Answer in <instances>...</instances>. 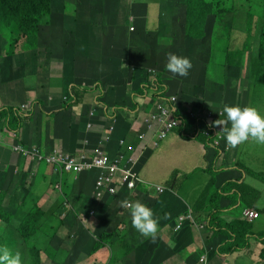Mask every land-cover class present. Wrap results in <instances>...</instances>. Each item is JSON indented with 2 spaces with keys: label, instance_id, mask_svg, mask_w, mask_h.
I'll use <instances>...</instances> for the list:
<instances>
[{
  "label": "crops",
  "instance_id": "obj_1",
  "mask_svg": "<svg viewBox=\"0 0 264 264\" xmlns=\"http://www.w3.org/2000/svg\"><path fill=\"white\" fill-rule=\"evenodd\" d=\"M124 2L126 6L136 4L135 9L139 12L144 8L140 0H120L111 9H119ZM176 3V0H169V4L175 6ZM198 5L204 8L205 2L198 0ZM89 18L91 17L80 19L79 22L63 19L59 24H51L50 28L58 29L51 33L55 39L63 35V39L60 40L62 49L50 51L42 57L41 46V54L37 60L40 63L39 67L33 68L30 65L21 67L16 64L9 67L8 59H3V64L0 65V93L3 92L5 98L0 94L3 98V101L0 99V110L23 104L34 105L39 101L46 111H55L61 109L65 102H69L74 89L82 98L76 115H80L84 105L87 113L96 108L98 118L95 120V126L89 131L85 143L66 148H60L61 145L58 143L53 148L51 146L50 136H54L56 116H59V113L51 117L55 120L50 123L49 128H45L43 113L35 118H28L25 128L21 127L16 133L0 131V194L18 190L24 183L21 177L24 178V174H28L29 171H35L32 180L25 184L27 190L33 191L27 194L26 199H40L41 205L47 207L58 196L52 194L49 189L52 180L49 165L41 163L37 169L31 159L12 152L11 145L18 139L26 144L40 147L47 138L42 148L43 155L50 156L53 151H57L65 158L79 152L83 157L77 162L91 160L96 149L105 151L111 157L120 149L132 160L135 171L140 172L143 181L163 185L167 189L163 193L151 190L149 192L157 195L150 197L147 194L138 199L149 204L154 214L160 217L157 238L154 241L144 238L132 227L131 216L120 211L123 199L110 200L111 204L106 212L119 210L117 214H111V217L106 218L95 214L89 220L92 229L101 231L105 227L109 238L106 247L99 251L102 255H97L90 264H98L100 260L105 262L107 259L109 261L107 264H118L121 263V259L127 257V255L118 257L112 245L108 243L110 240L114 241L113 245L136 247L135 264H191L195 260L193 255L197 252V259L199 255H207L208 264H264L263 249L255 237H249L248 243L245 244L248 245L247 249L229 256L215 253L214 248L228 238V235L241 236L243 232L249 231L252 235L258 233L264 235V208L255 206L258 199L264 198V190H258L253 186L257 182L264 185V145L249 140L231 147L223 136L220 143L214 146L211 140L205 139L203 128L197 133H190L185 128L183 131L173 130L161 147L153 149L155 147L152 146L151 140L157 126L146 129L142 126V119L147 113L156 111L157 102L152 96L154 93H149L150 97L147 98L123 99L119 105L111 104L108 112L96 104L100 91L104 94L103 100L111 103L110 96L117 89L125 86L132 94L138 88L139 78L146 79L147 70L136 64L135 58L131 55L129 58L125 57L115 49L108 55L100 53L106 48L109 39L123 45L129 36V28L136 26L137 36L142 39L141 42L162 43V47L156 45V51L159 52L158 62L162 64L167 62L168 53L186 56L193 54L195 45H192V39L197 34L189 28L191 16L182 24L183 28L180 29L182 37L178 38H172L177 33V30L172 28L176 22L166 25L160 19L150 17L149 14L141 23L139 21L110 23L106 20ZM129 19H132L131 16ZM144 31L148 36L143 34ZM68 37L71 38L69 41H67ZM69 42L80 43L82 50L72 49ZM92 50L99 52L95 55ZM14 54L25 62H29L33 56L32 52H22L21 48L16 49ZM209 56L211 62L213 56L211 54ZM214 58L215 63H209L210 65L206 67V70L208 66L210 67V74L207 72L205 77H202V70H197L195 73L198 76L188 79L173 78L170 82L157 78L160 89L165 91L163 94L165 99L182 96L178 106L181 107L183 116L191 117V107L198 106L203 111L202 121L205 114L211 120H223L225 119L222 113L224 104L245 105L239 99L236 82L227 77L231 67H221L218 55H214ZM46 61L48 66L42 71ZM95 63L98 64L97 67ZM38 69H40V77L32 79L31 75ZM18 70H24L26 73L17 76L14 72ZM25 75L27 78L23 81ZM236 75L237 71H234L232 78L234 79ZM20 82L24 83V88L18 87ZM9 83L11 84L7 87ZM15 87L23 92L18 100L11 99L8 93ZM198 95L207 102L196 100ZM152 98L154 101L150 104ZM107 113L113 114V120L107 119ZM191 120L189 118L188 123H191ZM224 126L230 127V123ZM104 127L112 128V133L107 137L102 130ZM86 130L87 128L82 129V133ZM140 135H144L145 139ZM69 178L73 180V177ZM82 178L83 174L77 176L79 181ZM11 179L15 182H10ZM34 184L39 187L36 188ZM42 185L46 186L47 190L45 194L40 192L41 196H39ZM90 188H94L92 183ZM124 199L131 200L129 193L125 194ZM245 209L257 211L260 214L259 219L252 223L243 221ZM15 214H9L11 219L7 225L0 224L1 230L5 228L9 232L20 230L21 223H17L13 218L21 217L22 214L19 212ZM185 216H188L186 220L180 222V218ZM71 224L73 220L67 219L58 222L55 226L64 232ZM177 224L179 229H176ZM238 239L245 240L244 237ZM16 240H18L17 245H26L21 237ZM108 245H111L113 253ZM198 263L203 264L201 260Z\"/></svg>",
  "mask_w": 264,
  "mask_h": 264
},
{
  "label": "rangeland",
  "instance_id": "obj_2",
  "mask_svg": "<svg viewBox=\"0 0 264 264\" xmlns=\"http://www.w3.org/2000/svg\"><path fill=\"white\" fill-rule=\"evenodd\" d=\"M88 0H75L73 3H70L68 6L70 9L77 6L78 9H83L85 3ZM120 0H112L113 6L111 8H114L116 3H118ZM176 5L169 4V0H140V2L143 4V9L137 11L135 9V5H129L125 4V2L121 5V7L118 9V22L125 23V21L128 22H136L139 21L141 23L144 21L149 14L150 17H156L162 21V23L168 24L167 22V13H172L176 19L175 25L172 26V28L177 30V33L172 38H178L182 37L179 30L183 28V25L185 21L188 19L186 18L185 14L188 10L191 14V24L189 25V28L193 29L196 35V43L194 46L193 54L187 55L191 61H192V68L189 70V75L186 77H181L178 75H174L170 71H168L165 67L166 63L160 64L158 62V55L159 52L156 51V45L157 47H162V43L156 42L154 44L153 42H141L142 39L137 36V27L136 31L133 33H129V36L125 39L124 44L122 45L120 42H116L114 40L109 39L107 42L106 48H103L100 53L102 55H108L113 49L116 50L117 53H122L121 55L128 57L131 55L135 58V63L138 64L140 67L153 71L155 76L160 80H172L173 78H183L188 79L192 76L197 77L198 74L195 73L197 70H202L203 74L202 77L205 74V69L207 65L215 63L216 59L214 58V55H218L220 65L228 66L229 64H232V62L229 61V57L226 56L225 53L229 54L231 57V60L233 62H238V59L240 57H244V59L241 61L243 65L247 61V57L251 56L252 53L257 54L258 48L260 47L259 41H256V44L250 45V48L246 50V45L244 44L246 42V37L250 36L251 39H253L252 34L250 33V28H255V23L250 24V18L251 16L249 13H251L250 9H248V5L243 6L239 10H229L228 12V18L225 21V24L227 27H222V23L220 20H215L214 23L213 19L214 17L211 15L209 9L204 7L203 11L198 5V0H176ZM210 1V0H209ZM212 1V0H211ZM215 1V9L213 10L214 14H218L222 7L226 8L225 3L220 6L218 3V0ZM225 1V0H224ZM256 3L264 2V0H253ZM61 2L62 0H52V7L56 8L55 14L61 15L60 9H61ZM102 4L92 3L90 4V7L94 10L97 9L96 12V19L98 20L99 17L103 16V8L101 7ZM221 7V9H220ZM106 8V7H105ZM109 8V9H111ZM252 10V9H251ZM128 11V12H127ZM129 16H131L132 19H129ZM257 18L264 20V14H257V16L254 18V21L257 20ZM92 19V18H89ZM53 24V22H50ZM219 23V27L221 30L212 35L215 36L213 39H211V28L212 24ZM50 24V25H51ZM50 25H45L42 28V35L41 39L40 36L38 38H34L32 43L35 47V49L31 51L26 52H32L33 56L30 59L32 65L34 67H39L40 63L37 62L38 55L36 53L37 51V42L40 40L39 48L42 46V57L43 55L49 54L50 51H59L62 49V46L60 44V40L63 39V35L57 39H55L52 36V32L58 30L54 28H50ZM127 26V25H123ZM223 30V31H222ZM143 34L148 36V34L144 31ZM207 35L206 43L202 44L201 40L204 39ZM209 35V36H208ZM212 41L213 44H212ZM25 39H22L21 43H24ZM21 43H18L16 45L21 46ZM161 45V46H160ZM2 46V45H1ZM69 46L73 48H77V50H82V46L80 43L75 42H69ZM18 47V46H17ZM187 49H185L186 51ZM97 55L99 50H92ZM213 56L212 61L210 62V56ZM186 56V55H185ZM209 64V65H210ZM97 63H95V67H97ZM48 66V61L45 62L44 68L42 67V71L46 70V67ZM213 67V65H211ZM39 70L34 71V73L31 75L32 79H37L40 77ZM245 69L242 70V74L244 73ZM17 76L18 75H24L26 72L24 70H18L17 72H14ZM147 72H145V77L147 81H150V78L147 76ZM27 78V75H25L24 80ZM45 82V81H44ZM171 82V81H170ZM9 83L7 87L10 85ZM5 87V90L6 88ZM18 87L24 88V83L20 82L18 84ZM241 87L237 85V91H239ZM9 97L13 100H18L20 98L21 93H23L20 89H17L16 87L12 89V91H9ZM2 97H4L3 92L0 93ZM0 97V99L3 101V98ZM131 97V92H128L125 86L120 87L117 89L114 93L110 96V102L113 105H119L120 102L123 99L129 100ZM5 98V97H4ZM241 101H243L242 98H239ZM101 102L104 103L103 99H100ZM264 107V104H263ZM191 124L189 128L187 127L188 131L190 133H197L201 130L200 127V119L203 116V111L198 108V106L191 107ZM59 116H56L57 123H56V129H54V136H50L51 146L52 148L55 147V145L58 143L59 145L62 144H71V142L68 140V137L72 136L73 139L78 135L80 132V127L77 126V124H80L82 129L86 128V122H84L82 119L73 118L72 109L71 110H60ZM56 115V114H55ZM43 117L45 119V128H49L50 123L55 120V118H51L52 115H46L43 114ZM70 125L73 126V128L70 131ZM177 131H181L182 129L177 128ZM189 139V138H186ZM47 138L44 139L42 145L44 146L46 143ZM160 147L162 144L159 145ZM152 153H150L151 156ZM140 174V172H139ZM176 174V173H175ZM141 176V174H140ZM142 177V176H141ZM24 186V185H23ZM20 187L18 190L10 191L9 193H5L0 197V200H3L0 202V214L2 213H13L16 215V212H19L22 214L21 217H18L16 222L17 223H23L27 227V237L29 239V245L31 246H24V247H14V250H19L22 254H24L28 259V264H34L38 262L39 260L47 261V264H53L50 260L54 259L55 263L57 262H63L64 264H89V261L87 259H82L78 262L75 261L76 257L82 254L81 249L74 248L76 245H84L83 241L81 244H79L78 240H73L71 236V231L65 230L64 232L60 231L56 228L55 225L58 224V222L55 220L53 216H55L58 219H62L63 217L67 216L68 214L74 216V209L70 207L69 205L62 203L61 200H59L56 203L51 204L48 208L41 205L40 202H34L31 200H23L24 196L27 194V189L24 187ZM29 186V185H28ZM30 187V186H29ZM85 192H87V183L85 182V179H82L81 181H73L67 189H60L57 190L55 193L58 196H72V203L75 207V209H79V206L81 205L82 201L86 199ZM121 198L123 199L120 208L121 211L124 213H127L130 215L128 204V200L124 199V196L126 193H129L131 197H133V202L137 201L140 197L143 195H151L156 196L154 192H149L146 189L137 190L135 192H129L123 187L121 188ZM6 201V202H4ZM132 203V202H131ZM149 206V204H147ZM42 209H45L44 211ZM127 210V211H125ZM248 210V209H245ZM244 210V211H245ZM6 214V215H8ZM264 217V216H263ZM35 228H34V227ZM3 235H0V237ZM80 237V236H79ZM79 239V238H78ZM100 240H107V237H100ZM57 244V245H56ZM37 246V247H35ZM57 246H61L58 248ZM113 249L116 252V255L118 257H122L124 255H127V257L121 259V263L118 264H135V257H136V247H130L128 245H113ZM179 252V251H178Z\"/></svg>",
  "mask_w": 264,
  "mask_h": 264
},
{
  "label": "clouds",
  "instance_id": "obj_3",
  "mask_svg": "<svg viewBox=\"0 0 264 264\" xmlns=\"http://www.w3.org/2000/svg\"><path fill=\"white\" fill-rule=\"evenodd\" d=\"M211 2V0H210ZM136 31V28L134 26H131L129 28V32L133 33ZM21 43V42H20ZM18 46V47H17ZM25 45L19 46L16 45L15 48H21L24 49ZM16 51V50H15ZM14 51V52H15ZM37 55L39 56L40 53V48L36 51ZM192 61L188 56L185 55H177L175 53H168L167 54V63L165 65L166 69L173 73L174 75H178L181 77H186L189 75V70L192 68ZM148 74L147 76L150 78V81H148L146 84L152 85L154 82H158L157 77L155 76L153 71L147 70L146 71ZM167 88V87H165ZM164 92L162 89H160V84L156 88L155 91V96L153 98L155 101L158 103L159 101H166L170 106L176 108L175 112V118L178 121V124L167 134V136L162 139L157 146H155L156 149L160 144H162L167 137L170 135V133L173 132V130L180 128L185 130V128L188 127L191 123H188L189 118L192 119L191 117H185L181 114V107L178 106V98L177 97H169L166 99L163 97ZM103 92L100 91V95L98 96L97 99V105L105 108V110L108 112L109 111V106L112 103H109L108 101L104 100V103L101 102L99 99H103ZM133 94H131L132 97ZM150 97V95H149ZM134 98V96H133ZM132 98V99H133ZM139 98H144V97H139ZM147 98V97H145ZM153 98L150 100V104L153 103ZM171 102H175L176 105H172ZM66 103V102H65ZM70 101L68 102V104ZM64 105V104H63ZM25 106V107H24ZM80 104L78 103L77 105L71 106L68 109H72L73 113V118L77 119H82L84 121V118L87 120L86 121V128L87 130L82 133V127L80 124H77L80 126L81 131H80V137L83 139L81 144L85 143L88 138V133L89 131L95 126V120H97L98 115L95 110H91L87 113L86 106L83 105L82 111L79 116L78 114V107ZM11 108V107H7ZM13 108V107H12ZM62 110H66L61 108ZM61 109L55 110V111H46L43 107V105L37 101L36 104H23L19 107H14L13 110H15L16 115L20 119V124L18 128H10L9 127V120L6 117H3L0 120V131H10L13 133H16L21 127L26 126L28 122V118H35L38 115H42L43 113L46 115H55L58 112H60ZM67 109V110H68ZM3 109L0 110L3 111ZM157 110V109H156ZM177 111H180V115L177 114ZM152 112V111H151ZM156 112V111H153ZM150 113V112H149ZM147 113V114H149ZM222 113L225 117V119H216V120H211L208 115L205 114L203 121L200 119V127L203 128V135L205 136L206 140H211L212 145H218L220 143V140L225 138L226 143L231 146V147H236L237 145L243 144L249 140H252L256 144L264 145V107L256 106V105H240V104H224L222 108ZM147 114L145 117L142 119V126L146 127L145 124V118L147 117ZM220 115V113H219ZM107 119L113 120V114L107 113ZM2 122H5L2 123ZM230 123V127H225L224 124ZM84 128V129H86ZM147 129V127H146ZM104 134L106 137L112 133V128L110 127H104L103 129ZM218 133V134H216ZM183 136H188L191 137L190 135H185ZM142 139H145L144 135H140ZM21 139H18V141L14 144L11 145V150L12 152L18 154L19 156H25L28 157V159H31L30 161L33 163V166L37 169H39V164L44 163L46 165H49L51 168V173L50 177H52V180L50 181L49 184V189L52 191V194H56L55 192L60 189H67V187L73 182V181H79L77 180V176L79 174L84 175L87 174L90 179H89V185L87 186V192L84 191L86 199L82 201L81 205L79 206V209H75L73 203H72V196H57V198L49 203L46 208H48L51 204L58 202L61 200L62 203H65L72 207L74 209V216L68 214L67 216L63 217L62 219H58L55 216V220L57 222H61L62 220H67L71 219L73 220V224L67 228V230L72 232L70 233L72 236L73 240H78L79 244L84 243V245H76L74 248L76 249H81L82 254L77 256L75 261L78 262L82 259H87L89 261V264L91 261H93L94 258L97 257V255H102L99 251L103 248L106 247V241L109 240L108 235H106L107 231H105V227L103 228L104 230L97 231L96 229H92L90 227V222L91 218L93 215H97L98 217L101 218H106V217H111L112 215H115L119 212V210H114L110 212H106L109 209L110 206V200H119L121 198V194L117 195L116 197H111L109 195H106V193L102 194L101 196H98V191L95 187V177L93 171L90 170H84L82 172H76V171H66L62 166L64 165L63 162H60L59 165H53L49 164L46 162V158L54 155L55 152L53 151V154L50 156H45L42 153V148L44 147L43 145L39 146H34L31 144H26L24 142H21ZM152 143V140H151ZM218 143V144H216ZM154 147V146H153ZM62 148V145L61 147ZM129 149H131L130 146H128ZM103 151V150H102ZM105 152V151H104ZM58 153V152H57ZM106 153V152H105ZM107 154V153H106ZM119 154H124L118 150L115 156L111 157V159H114L118 157ZM62 158V154H60ZM68 156L71 157H76L77 159L83 157V155L79 152L72 153ZM38 157V158H37ZM43 158V159H42ZM64 158V157H63ZM126 159H128L125 156ZM125 165V162H124ZM134 169V166H133ZM135 171V169H134ZM137 174L138 179L142 182L141 186L139 187L138 190L146 189L148 191L151 190H156L160 193L165 192L167 189L163 185H158V184H152V183H147L143 181L140 177V174L135 171ZM19 174V173H18ZM35 175V171H29L28 174H24V178L21 177V179L24 181L23 185L28 184L27 182H30L32 178ZM67 177V178H66ZM69 177H73V180H69ZM81 179V180H82ZM80 180V181H81ZM10 182H15L14 179H11ZM91 183L93 184L94 188H90ZM31 186V184H30ZM34 186L37 188L39 187L37 184H34ZM253 186L257 187L258 190H264V185L259 184L258 182L255 183ZM158 188L162 189V192L158 190ZM47 190V187L42 185L39 190V196H41L40 192L45 194ZM128 191V190H127ZM33 192V191H27V194ZM5 193H1V195H4ZM24 196V201L27 200L26 196ZM37 195V196H38ZM38 196V198H39ZM34 202H40V199H35L31 200ZM130 204H128V208L130 211V216H131V224L132 227L144 238H149L151 240H155L157 238L158 230H159V220L160 217L156 216L154 214V211L151 207H149L147 204L137 200L133 202V197H131V200H128ZM132 202V203H131ZM106 203L107 207L104 210H101L100 204ZM85 205L86 209L82 208V206ZM256 207L258 208H264V198L258 199L256 201ZM45 207V206H44ZM45 210V209H42ZM121 211V210H120ZM247 211V210H245ZM245 211L243 212V221L252 223L255 222L256 220L259 219V217L256 218L255 220H249L248 218L245 217ZM122 212V211H121ZM8 213H2L0 214V224H5L7 225L8 222L10 221L11 217L6 215ZM188 216H185V219L182 221L184 222ZM13 220H17V218L14 216ZM34 227V226H33ZM35 228V227H34ZM176 229H179V225L177 224ZM27 227L21 223L20 224V230L18 232L13 231L9 232L6 230L0 229V235H3L0 237V264H28V259L27 257L22 254L19 250H14V247H24V246H31L29 245V239L27 237ZM246 232H243L241 236L238 235H228V238H225L220 245H215V253L220 254L222 256H229L233 254L234 252L242 251L244 249H247L248 245H246L245 248L242 249H237L236 245H242L248 243L249 237L245 235ZM246 234L251 235L252 233L249 231ZM259 235V233L257 234ZM80 236V237H79ZM18 237H21L25 242L26 245H17L16 240ZM100 237H107V240H100ZM244 237L245 240L241 241L238 238ZM79 238V239H78ZM112 245L114 241L110 240L108 241ZM117 243V242H116ZM258 243L262 246V249L264 248L263 244L258 241ZM111 245H108L110 247V251L113 253L111 249ZM60 248L61 246H57ZM114 250V249H113ZM264 253V251L262 250ZM115 253V250H114ZM198 253V252H197ZM197 253H195L193 256L195 260L191 264H199L198 261H202L203 264H208V259L207 255H199V259H197ZM117 259V258H116ZM53 264H64L63 262H57L55 263V260L52 259L50 260ZM109 261L108 259L103 262L100 260L98 264H107ZM75 264L74 262H72ZM30 264V263H29ZM41 264H47V261H42Z\"/></svg>",
  "mask_w": 264,
  "mask_h": 264
},
{
  "label": "trees",
  "instance_id": "obj_4",
  "mask_svg": "<svg viewBox=\"0 0 264 264\" xmlns=\"http://www.w3.org/2000/svg\"><path fill=\"white\" fill-rule=\"evenodd\" d=\"M205 2L206 9L208 8L211 15L214 17L213 22L215 20H220L222 23V27H227L225 24L226 19L229 17L228 12L229 10H239L240 6L243 8V6L248 5V9H250L251 13L249 15L250 18V24L252 25L253 22L255 23V28H250V33L253 36V39L250 38V36L246 37V42L244 43L246 45V50L250 48V45L256 44V41H259L260 47L258 48L257 54L252 53L251 56L247 57L246 63L243 65L241 62L244 57H240L238 59V62H233L231 60V57L229 54L225 53L227 57H229V61L232 62V64H229L228 66L231 67L230 73L227 75L229 79H232L236 82V88L237 85L241 87L239 91V98L243 99V103L247 105V103L251 105H256L263 107L264 104V20L257 18L256 21H254V18L257 16V14H264V2L256 3L253 0H218V3L220 6L225 3L226 8L220 7V12L216 15L213 13V10L215 9V1L212 0L211 2L209 0H203ZM74 0H62L61 2V15H56L55 11L56 8L52 7V0H0V65L3 64V59H8L9 67H13L15 64L18 66H24V65H30L31 67L35 68L30 59L29 62L22 61L21 59L17 58L14 54V51L16 50L15 46L16 44L20 43L22 39H25L24 43H21L22 45H25L24 49H22V52L31 51L35 49L32 41L34 38H38L42 35V28L45 25H50V22L59 24L60 21L63 19H67V21H77L83 18L91 17L96 19V12L97 9L90 7V4L98 2V4H102L103 8V16L99 17L98 20H106L110 23L117 22L119 15H118V9L112 10L109 9L113 6L112 0H88L83 9H78L77 6L70 9L68 6L70 3H73ZM106 7V8H105ZM204 8H201L203 11ZM252 9V10H251ZM128 12V11H127ZM186 18L189 19V16H191L190 12L187 10L185 14ZM167 22L169 23H175L176 19L172 13H167ZM62 27L63 25L60 24ZM69 28H71L69 26ZM221 30L219 27V23L212 24L211 28V39H213L212 36L216 33H218ZM223 31V30H222ZM180 32V30H179ZM209 36V35H208ZM207 35L204 39L201 40L202 44L206 43ZM71 38L68 37L67 41H69ZM214 41H212L213 44ZM39 43L40 40L37 42V50L39 49ZM196 43V36L192 39V45L194 46ZM2 45V46H1ZM225 67V66H224ZM245 69V73L242 74V70ZM206 70V69H205ZM234 71H237L236 77L234 79L232 78V74ZM210 74V67L208 66L207 70L205 71V74L203 77ZM148 81L146 79L142 80L139 78L138 80V88L132 92V98L135 97H147L149 96V93H154L156 88L159 86V83L154 82L152 85L146 84ZM165 92L164 90H162ZM86 92V91H84ZM202 96H197L196 100H199L200 102H207L201 99ZM133 98V99H134ZM82 98L80 97L79 93L76 92L74 89H72V95L70 98V103L66 102L63 105L64 109H68L71 106L77 105L80 103ZM182 96L178 98V104L181 102ZM172 105H176L175 102H171ZM135 109L137 106L134 107ZM177 114L180 115V111H177ZM6 117L9 120V127L10 128H18L20 124V119L16 115L15 110L13 108H7L0 112V120ZM87 120L84 118V122ZM80 127L79 125H77ZM73 128L72 125H70V131ZM81 131V128H80ZM68 140L71 142V144H62V147L67 146H79L81 145L82 138L80 137V132L78 135L73 139L72 136L68 137ZM85 182L87 183V186L89 185V179L90 177L85 174L84 175ZM107 204L102 203L100 204L101 210L106 209ZM82 208L86 209V206L83 205ZM238 235V234H237ZM248 237H255V239L259 242H261L264 246V235H248L245 233ZM37 247V246H35ZM245 244L236 245L237 249L245 248ZM264 251V248H263ZM34 264H41V260Z\"/></svg>",
  "mask_w": 264,
  "mask_h": 264
},
{
  "label": "built area",
  "instance_id": "obj_5",
  "mask_svg": "<svg viewBox=\"0 0 264 264\" xmlns=\"http://www.w3.org/2000/svg\"><path fill=\"white\" fill-rule=\"evenodd\" d=\"M155 106L156 112H150L145 118L147 129L157 126L152 138V146L154 147L178 124L175 118L176 108L170 106L166 101H159ZM60 157L61 155L55 152L54 155L46 158V162L57 166L60 162H63L64 165L62 167L66 171H93L98 196L106 193V195L116 197L122 192V187L129 192H135L142 184L133 169L132 160L130 158L126 159L124 154H119L118 157L111 159L104 151L96 149L95 154L89 161L77 162L80 158L77 159L71 156ZM158 190L162 192L161 188H158ZM245 217L249 220H255L259 217V214L257 211L247 210L245 211ZM184 219L185 217H181L180 222Z\"/></svg>",
  "mask_w": 264,
  "mask_h": 264
}]
</instances>
